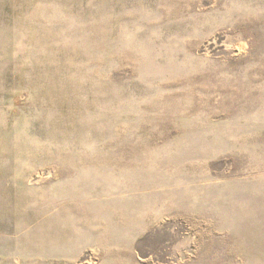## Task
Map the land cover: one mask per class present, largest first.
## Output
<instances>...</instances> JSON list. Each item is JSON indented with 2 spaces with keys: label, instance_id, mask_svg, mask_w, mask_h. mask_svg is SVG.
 <instances>
[{
  "label": "rangeland",
  "instance_id": "obj_1",
  "mask_svg": "<svg viewBox=\"0 0 264 264\" xmlns=\"http://www.w3.org/2000/svg\"><path fill=\"white\" fill-rule=\"evenodd\" d=\"M0 264H264V0H0Z\"/></svg>",
  "mask_w": 264,
  "mask_h": 264
},
{
  "label": "bare ground",
  "instance_id": "obj_2",
  "mask_svg": "<svg viewBox=\"0 0 264 264\" xmlns=\"http://www.w3.org/2000/svg\"><path fill=\"white\" fill-rule=\"evenodd\" d=\"M62 236H64V235L62 234ZM62 236H61V237H62ZM59 238H60V237H59ZM62 238H63V237H62ZM49 239H50V238H49ZM63 239H64V238H63Z\"/></svg>",
  "mask_w": 264,
  "mask_h": 264
}]
</instances>
